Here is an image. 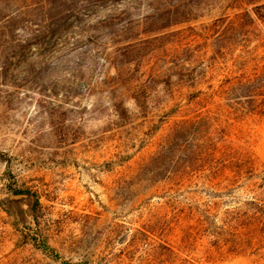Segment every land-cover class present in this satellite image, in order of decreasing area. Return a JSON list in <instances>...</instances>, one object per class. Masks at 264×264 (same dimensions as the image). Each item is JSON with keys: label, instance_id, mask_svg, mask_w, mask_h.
<instances>
[{"label": "rangeland", "instance_id": "obj_1", "mask_svg": "<svg viewBox=\"0 0 264 264\" xmlns=\"http://www.w3.org/2000/svg\"><path fill=\"white\" fill-rule=\"evenodd\" d=\"M120 7L0 0V264H264V21Z\"/></svg>", "mask_w": 264, "mask_h": 264}, {"label": "trees", "instance_id": "obj_2", "mask_svg": "<svg viewBox=\"0 0 264 264\" xmlns=\"http://www.w3.org/2000/svg\"><path fill=\"white\" fill-rule=\"evenodd\" d=\"M86 6L124 5L119 8L120 13L127 9L137 8L144 15L153 19V27L165 30L178 27L197 20L200 16L212 10L218 11V16L213 20V27L250 35L256 28V19L264 21V0H82ZM126 6V7H125ZM128 7V8H127ZM229 13H233V16ZM253 14V15H252ZM234 19V20H232ZM225 23L219 25V23ZM233 33V32H231ZM234 34V33H233ZM220 33L215 39L221 49L225 46L222 42L226 39ZM222 39V40H220ZM197 91L192 97L198 95ZM214 94L221 97L233 98L229 107L235 111L241 110L256 114H264V79L256 72L241 73L226 78L214 90Z\"/></svg>", "mask_w": 264, "mask_h": 264}, {"label": "water", "instance_id": "obj_3", "mask_svg": "<svg viewBox=\"0 0 264 264\" xmlns=\"http://www.w3.org/2000/svg\"><path fill=\"white\" fill-rule=\"evenodd\" d=\"M27 195L25 194H13L10 195V199H25Z\"/></svg>", "mask_w": 264, "mask_h": 264}]
</instances>
